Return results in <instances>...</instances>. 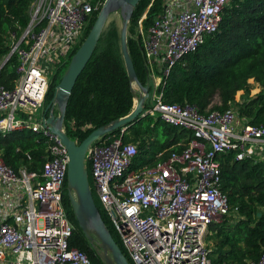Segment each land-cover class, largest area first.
Returning a JSON list of instances; mask_svg holds the SVG:
<instances>
[{
    "label": "built area",
    "instance_id": "obj_1",
    "mask_svg": "<svg viewBox=\"0 0 264 264\" xmlns=\"http://www.w3.org/2000/svg\"><path fill=\"white\" fill-rule=\"evenodd\" d=\"M104 1L33 0L28 24L9 34L4 59L17 54L18 76L13 86L0 85V134L30 129L45 141L46 152L40 168L30 167L28 150L27 162L15 168L0 151V264H93L87 252L70 245L75 225L64 204L69 153L46 121L60 110L54 104L46 110L44 103L50 73L68 60ZM228 1L163 0L146 28L152 1L139 19L149 86L143 114L193 130L188 145L156 164L133 166L138 142L124 141L122 128L120 135H102L87 149L97 196L132 264H215L210 223L230 212L216 156L234 151L238 159L264 164V119L252 122L233 104L201 111L192 102L164 98L171 68L218 28ZM131 81L135 105L145 91ZM70 125L75 128L73 120ZM62 128L67 131L65 119ZM245 264H264V252Z\"/></svg>",
    "mask_w": 264,
    "mask_h": 264
},
{
    "label": "trees",
    "instance_id": "obj_2",
    "mask_svg": "<svg viewBox=\"0 0 264 264\" xmlns=\"http://www.w3.org/2000/svg\"><path fill=\"white\" fill-rule=\"evenodd\" d=\"M152 1L144 19L145 27L149 26L153 17L162 10L163 0H140L128 28L130 54L138 79L143 84L148 83V76L141 37L136 34V23ZM32 2L0 0V64L11 49L10 32L14 29L21 32L28 24ZM100 9L94 11L85 37ZM79 46L72 50L69 59L53 75L47 101L54 98L56 86ZM17 62V54L13 53L0 68V85H14L18 76ZM253 82L261 87L251 94ZM163 87L165 100L189 101L198 105L201 111L230 107L237 102V92L242 90L244 100L239 104L240 114L250 117L252 122H261L264 119V0H229L223 8L218 28L208 34L197 49L187 52L173 65ZM216 95L220 102L214 104ZM133 107L134 90L120 38L115 30L105 33L104 29L67 101V132L80 142L95 127L110 124L130 113ZM71 120L75 122V128L70 125ZM122 128L113 129L103 137L120 135ZM129 129H132V135L127 138ZM155 129H158V134L153 137ZM36 136L34 131L27 128L0 134V151L6 163L19 167L27 162L25 153L28 150L33 154L30 167L40 168L45 160L46 144L42 139L38 141ZM192 136L193 130L149 114L139 119L137 117L122 134L124 141L138 142L139 152L133 166L156 164L167 159L173 150L186 147ZM216 157L221 162V187L229 196L230 212L221 220L210 223V231L216 237V247L211 256L215 264H245L247 259H259L264 252V164L250 157L238 159L234 151L220 152ZM87 167L90 177V162ZM97 199L106 225L131 262L119 233L103 205H100L99 197ZM64 204L75 225L70 245L87 252L93 264H107L100 254L102 247L98 244L97 234L94 233L95 238L90 239L80 226L69 193L64 195Z\"/></svg>",
    "mask_w": 264,
    "mask_h": 264
},
{
    "label": "water",
    "instance_id": "obj_3",
    "mask_svg": "<svg viewBox=\"0 0 264 264\" xmlns=\"http://www.w3.org/2000/svg\"><path fill=\"white\" fill-rule=\"evenodd\" d=\"M140 0H105L97 18L84 38L80 46L73 53L69 65L63 73L61 80L56 86L55 96L46 107L48 110L54 102H57L60 108L59 114H50L46 121L50 123L51 130L60 136L66 144L69 153L68 165V185L70 186L69 198L73 206L75 215L82 227L85 235L94 239V233L99 237L98 244L102 247L100 254L106 260L107 264H132L119 245L111 230L106 225L100 209L96 203L91 188L89 170L86 164L87 149L91 142L105 135L109 131L123 126V132L137 117L143 114L144 103L149 95L148 84H143L137 76L135 65L130 54L128 46V26L133 11ZM119 9L123 18L121 29V50L123 58L131 77L138 82L139 86L145 91L134 105L133 109L127 115L116 119L107 125L95 127L83 140L78 142L62 128L66 107L69 96L73 90L76 80L92 56L99 38L105 28L108 17L113 10ZM10 55H8L9 57ZM8 57L4 59L0 68L5 64Z\"/></svg>",
    "mask_w": 264,
    "mask_h": 264
},
{
    "label": "rangeland",
    "instance_id": "obj_4",
    "mask_svg": "<svg viewBox=\"0 0 264 264\" xmlns=\"http://www.w3.org/2000/svg\"><path fill=\"white\" fill-rule=\"evenodd\" d=\"M139 19H140V17L138 18L137 23H136V34H137V36H138ZM129 23H130V21H129ZM122 24H123V18H122V15H121V11L119 9L113 10L110 13V15L108 17V20H107V23L105 25V28H104L105 29V33L113 29V30H115L116 36L118 38H120V41H121ZM128 28H129V26H128ZM128 32H129V30H128ZM84 37L85 36H82V39ZM78 45H80V41H78L75 46H78ZM53 75H54V71L52 73H50V77H53ZM251 81H253V80L251 79ZM260 87H261V85H259L257 82H253V87L251 89V94H254L257 91H259ZM242 92L243 91L240 90L236 94L237 102L236 103H233V107L236 108V109H239L240 102H242L244 100V97H243ZM219 101H220V98H219L218 95H216L215 98H214V104H217ZM49 103H50V101L45 100V103H44L45 104V107H47ZM54 108H55V112L58 113L59 110H60L58 103L57 104L54 103ZM145 124H146V122H144L143 125H145ZM131 132H132V129H129L128 132H127V138L132 135ZM157 134H158V129H155L153 131V133H152V136L155 137V136H157ZM90 183H91V186H92L93 194L96 197V200H98L97 199L98 196H97V192H96V189H95V184H94V181H93V176H92V172L91 171H90ZM98 203H99V200H98ZM100 205H102L101 204V201H100ZM207 239H208V242H210L212 248L214 249L216 247L215 246V242H216L215 233H213L212 231H209L208 238ZM233 264H235V263H233Z\"/></svg>",
    "mask_w": 264,
    "mask_h": 264
},
{
    "label": "crops",
    "instance_id": "obj_5",
    "mask_svg": "<svg viewBox=\"0 0 264 264\" xmlns=\"http://www.w3.org/2000/svg\"><path fill=\"white\" fill-rule=\"evenodd\" d=\"M240 96H241V95H240ZM238 98H239V97H238ZM219 102H220V101H219ZM219 102H218V103H219Z\"/></svg>",
    "mask_w": 264,
    "mask_h": 264
}]
</instances>
